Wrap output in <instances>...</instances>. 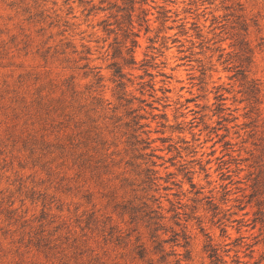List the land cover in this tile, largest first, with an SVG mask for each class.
Returning <instances> with one entry per match:
<instances>
[{
	"label": "rangeland",
	"instance_id": "1",
	"mask_svg": "<svg viewBox=\"0 0 264 264\" xmlns=\"http://www.w3.org/2000/svg\"><path fill=\"white\" fill-rule=\"evenodd\" d=\"M130 1L0 0V264H213L209 243L216 264H264V0H133L131 15ZM130 24L155 90L140 91L144 69L125 72L163 156L147 191L125 173L109 119L113 46ZM87 47L99 84L80 68ZM85 151L92 168L79 165ZM151 196L166 216L162 238L187 226L189 258L172 242L165 261L138 256L139 243H155L122 206Z\"/></svg>",
	"mask_w": 264,
	"mask_h": 264
},
{
	"label": "trees",
	"instance_id": "2",
	"mask_svg": "<svg viewBox=\"0 0 264 264\" xmlns=\"http://www.w3.org/2000/svg\"><path fill=\"white\" fill-rule=\"evenodd\" d=\"M130 2L131 4L129 10L131 15V12L135 10V2L133 0ZM143 13L144 15L141 17L142 24H146V29H148V14L145 12V10ZM104 21L106 23V20ZM106 25L109 24L106 23ZM134 29L135 27L130 24V26L125 30L126 34L124 38L122 40H118L117 37L116 41L114 42L115 46H113L112 58L118 57L121 60L114 61L109 65V68L112 70V82L114 83L113 97L116 100L114 105L112 104V101H109L108 103L110 111L109 119L111 120V123L115 129L122 131V136L124 137V153L127 158L124 162L126 168L125 173L142 177L141 184L144 185L143 189L147 191L153 186H158L159 181L163 178L158 169V166H161V164H159L157 160L163 159V156L157 153L158 148L153 147V143L156 140L151 137L152 131L150 129L149 123L143 122V120L147 118L145 113H143V111H146L144 106L148 105L146 103V99L136 97L134 95L129 85V83H133L131 77L128 76L131 73L125 72L126 67L144 69V74L139 76L141 79V81L138 82V84H140V91L142 94H144L146 88L155 90V82L153 81L154 75L149 70V68H146L152 66L153 63L151 64L150 61L138 65L139 62L137 61L135 52L139 44L137 39L139 37V32L135 31ZM90 51L91 50L89 47L82 51L84 55H81L80 59L86 60V63L80 68L86 70L84 75H91L96 84H99L104 78L101 74L100 67L91 64V60L88 57V55L91 53ZM155 59L156 57H152V60ZM137 65L139 67H136ZM146 76L151 78L145 79ZM74 79V75L69 76L66 81L68 87H74ZM254 84L257 85V83ZM135 103H139V105L135 106ZM158 117L165 118V115L160 114ZM160 125L165 126L164 123H161ZM96 135L98 138L96 143L104 145L105 141H103V138H101L99 134ZM71 140V142H73L74 139ZM160 140L163 142L166 141L163 138H160ZM81 143L86 144L84 142H78L76 146L80 145ZM114 146L118 147L119 144H114ZM94 152H99V150ZM119 152V150H113L112 152H109V155L107 153H101V157L97 159L95 161V165H93L91 163L93 160V155H90L88 154V151H85L78 155V159L80 160L79 165L81 167L92 168V166H90L91 164L96 168H99V166L103 165L108 157L110 158L112 155H116ZM171 175L172 173L167 174L166 181H169ZM122 181H124L125 184H130L131 182L129 178L126 177ZM149 200H151V204H149L148 201H142L140 204H135L133 203L134 201H128L122 206V212L129 213L131 215L132 222L137 219H141L145 223L146 227L149 229L150 240L155 243L153 249H150L145 243H139L136 246V252L138 256L140 258H145L150 252H160V260L163 259L162 261H165L167 256L177 254L175 249H172L169 252L165 251V244L172 242V245L174 246H182L186 248L185 257L189 258L191 255V250L188 248L191 245V235L187 231V226H183L181 231L172 230V235L170 237L162 238L159 234V231H168L165 224L166 216L163 213V208L158 198L151 196ZM176 224L180 225L179 223ZM206 247L209 248V257L213 259V264L224 262L223 257L219 253V249L217 247L211 243L206 245ZM148 264L157 263L151 259Z\"/></svg>",
	"mask_w": 264,
	"mask_h": 264
}]
</instances>
